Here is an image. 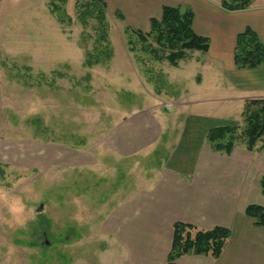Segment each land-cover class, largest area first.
<instances>
[{
  "label": "rangeland",
  "instance_id": "obj_1",
  "mask_svg": "<svg viewBox=\"0 0 264 264\" xmlns=\"http://www.w3.org/2000/svg\"><path fill=\"white\" fill-rule=\"evenodd\" d=\"M94 3L0 0V264H125L121 193L153 192L140 180L175 155L188 119L241 122L247 100L205 54L173 67ZM150 137L134 170L109 147Z\"/></svg>",
  "mask_w": 264,
  "mask_h": 264
},
{
  "label": "crops",
  "instance_id": "obj_2",
  "mask_svg": "<svg viewBox=\"0 0 264 264\" xmlns=\"http://www.w3.org/2000/svg\"><path fill=\"white\" fill-rule=\"evenodd\" d=\"M103 1L107 11L118 15L126 28L141 33L149 32L150 22L159 20L165 7L191 10L195 35L209 41L208 63L228 80L232 78V84L237 83L232 87L239 93L241 105L248 99L264 98V68L237 70L233 64L237 36L245 30L253 32L264 46V0H252L247 8L237 11L224 9L222 0ZM218 125L200 117L180 124L177 151L182 152L178 155L176 151L162 170L143 174L138 185L153 180L157 183L153 192L137 190L126 199L121 193L114 242L123 251L125 264H166L172 227L178 222L202 230L221 227L230 235L217 259L191 255L176 260V264H264V228L255 227L245 215L250 205L264 207L259 187L264 177V148L249 152L236 147L228 155L213 152L205 135ZM188 128L193 132H187ZM149 131L144 129L140 135H150ZM155 142L154 137L115 140L109 147L119 161L133 162L134 170L143 161L137 159L139 151ZM183 144L194 152L191 156L181 148ZM187 161H192L191 167ZM76 163L71 166L76 167ZM160 231L162 235L156 233Z\"/></svg>",
  "mask_w": 264,
  "mask_h": 264
},
{
  "label": "trees",
  "instance_id": "obj_3",
  "mask_svg": "<svg viewBox=\"0 0 264 264\" xmlns=\"http://www.w3.org/2000/svg\"><path fill=\"white\" fill-rule=\"evenodd\" d=\"M93 1V6L99 9L98 16L101 19L107 11L106 4L103 0ZM61 2L65 3L66 0ZM251 2L252 0H222L221 5L226 10L237 11L247 8ZM192 24L191 10L165 7L160 19L150 22L148 33L129 31L137 34L142 42H147L148 37L152 38L157 48L166 53L165 60L175 67L185 59L187 53L206 54L208 51L209 41L195 35ZM152 52L156 53L154 50ZM233 64L237 70L264 68V46L250 30L237 36ZM205 141L213 152L225 155L231 154L234 148L240 146L249 152L264 148V100L245 102L239 124L212 128L206 133ZM259 187L264 197V177L261 178ZM245 215L255 227L264 228V207L250 205L245 209ZM229 235L230 232L221 227L202 230L189 224L175 223L166 264H176V260L191 255L217 259L222 254Z\"/></svg>",
  "mask_w": 264,
  "mask_h": 264
},
{
  "label": "water",
  "instance_id": "obj_4",
  "mask_svg": "<svg viewBox=\"0 0 264 264\" xmlns=\"http://www.w3.org/2000/svg\"><path fill=\"white\" fill-rule=\"evenodd\" d=\"M168 111H170L168 108H166Z\"/></svg>",
  "mask_w": 264,
  "mask_h": 264
}]
</instances>
